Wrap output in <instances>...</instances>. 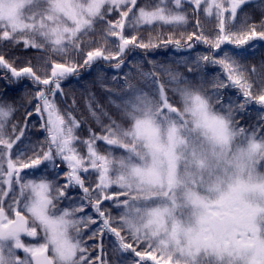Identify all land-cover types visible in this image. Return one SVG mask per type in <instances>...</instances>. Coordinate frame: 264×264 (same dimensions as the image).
I'll use <instances>...</instances> for the list:
<instances>
[{"label": "snow or ice", "instance_id": "obj_1", "mask_svg": "<svg viewBox=\"0 0 264 264\" xmlns=\"http://www.w3.org/2000/svg\"><path fill=\"white\" fill-rule=\"evenodd\" d=\"M251 2L0 0V264H264V61L242 63L264 41V9L255 19L244 12ZM201 14L215 20L208 32ZM190 15L186 36L139 35L187 27ZM200 44L187 70L218 68L209 90L204 75L196 87L135 59L174 46L187 64ZM101 63L114 84L123 80L120 92L103 83ZM93 68L116 115L90 96L98 129L82 138L87 118L63 83ZM134 69L146 88L132 82ZM24 81L21 124L6 93ZM252 107L257 122L245 127ZM34 116L42 141L26 135Z\"/></svg>", "mask_w": 264, "mask_h": 264}, {"label": "rangeland", "instance_id": "obj_2", "mask_svg": "<svg viewBox=\"0 0 264 264\" xmlns=\"http://www.w3.org/2000/svg\"><path fill=\"white\" fill-rule=\"evenodd\" d=\"M141 6H144L146 3H153L154 0H139ZM264 9V0H252V2L247 5L244 8V12H249L253 15L255 19H259L260 11ZM190 13V10H189ZM243 15V14H241ZM201 22L204 26L205 32H208L211 30L215 25V20L212 19L211 21L207 20L203 14H201ZM195 23V18L191 17L190 15V23L187 27H180V28H171V27H161L156 26L151 29H142L139 35L147 41L149 32L153 36H155L157 33H160L163 35L164 39H167L168 34L174 33L177 37L180 36L181 32L187 35V33L193 31L192 25ZM98 28L102 27L101 25L97 26ZM129 34H136V33H129ZM255 48L254 50H250V54L247 55V59L242 61V63L247 64L248 66L256 65L257 68L260 67V64L262 61H264V41H256L254 42ZM16 55H21V61L18 62L17 66H22L24 59L26 58L20 50L16 49L13 50ZM206 48L204 45L200 44L196 46V49L194 52H191L192 59H189L187 64L183 62V57L188 56L189 53L181 52L177 53L174 49V46H169V48H158L156 50L150 51L149 53L145 54L143 50H137V54L135 59L138 62H142V69L144 71H152L151 64L148 63L150 60H155L158 65H164L165 67H171L175 72L181 73L183 76H187L189 80L192 81L193 86L199 87L200 86V80L199 76L204 75L205 81L203 84L202 90H209L211 88L212 83H214V77L216 76L217 72L219 71L218 68L214 69L211 66H209L207 69L196 72L195 74L188 72V65H192L193 60L197 53L205 52ZM34 55V53H33ZM180 60L181 63L177 64L176 61ZM194 66V65H193ZM99 68L103 69L106 74V79L103 81V83L107 86V88H110L113 90V93H118L121 90V87L123 86V80H121L120 85H116L112 82V76L113 71L111 70L109 65L101 63L99 65ZM129 68H132V64L129 63L127 67L124 68L122 73H119L120 76H123L124 73H127L129 71ZM133 78L132 82L137 85V87L140 88H146L143 81L140 80L138 76L135 75V69L133 70ZM2 74V73H0ZM98 70L96 68H93L91 71L83 72L81 74L80 78L77 77H70L68 80H66L63 83L64 92L66 93L68 97V103H71V98L75 96L77 101V107L73 109L74 114L78 119L85 120L83 123V127L78 131V135L83 137L87 136L88 128L91 125L93 128L98 129V125L95 120L92 119L90 114L88 113L86 109V102L87 99L90 96H94L95 99L93 101L94 106H100V108L103 111H107L112 115H116V108L115 105L111 103L112 99H114L113 96H109L105 90L104 87H101V83L97 80ZM161 79L166 80V76H161ZM27 81L22 82L19 85L10 86L7 88L6 98L13 102L17 108L18 111L15 113V116L13 117V120H19L21 124H23V117L25 115V108L23 107L27 102V96L24 95L25 88L24 85L27 84ZM175 85H169V87H174ZM3 87V83H0V88ZM31 86H29L28 94L32 95L31 92ZM119 102V101H117ZM34 107V105H33ZM61 109L66 107V105L61 104ZM99 114V113H98ZM102 120H104L103 117H101ZM257 122V112L255 107H252L250 111L245 115L244 120L241 121L242 124H244L245 127L249 125H255ZM40 118L34 116L31 118L29 125H28V131L26 135L31 138L33 142L36 141H42L44 139L45 133L40 130L39 128ZM104 123H107L106 120H104ZM33 125H35L33 127ZM119 154V152H117ZM73 195H77V193H73ZM65 204L67 202H64ZM113 216H117L118 213L113 210ZM87 239V237H85ZM91 243V242H90ZM108 245V238H105V246L107 248Z\"/></svg>", "mask_w": 264, "mask_h": 264}]
</instances>
